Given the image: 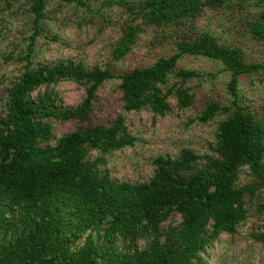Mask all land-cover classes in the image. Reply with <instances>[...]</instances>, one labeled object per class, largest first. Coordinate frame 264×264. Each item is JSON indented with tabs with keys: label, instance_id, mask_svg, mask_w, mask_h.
<instances>
[{
	"label": "trees",
	"instance_id": "trees-1",
	"mask_svg": "<svg viewBox=\"0 0 264 264\" xmlns=\"http://www.w3.org/2000/svg\"><path fill=\"white\" fill-rule=\"evenodd\" d=\"M50 0H0V35L21 19L24 30L6 61L20 64L0 96V264H206L220 236H236L249 214L264 212V108L252 109L241 94L243 77L264 75V62L247 59L197 22L206 12L233 10L231 0H117L122 10L112 62L104 69L82 61L45 62L39 38L59 41ZM82 0H58L70 6ZM245 8V0L236 3ZM107 21L106 19H104ZM244 33L264 46V7L248 10ZM171 45L150 65L119 71L143 34ZM5 39V38H4ZM151 40V43H152ZM186 57H202L228 75L226 103L208 101L198 110L189 83L202 77L180 68ZM117 80L123 113L99 120L97 93ZM71 82L85 96L64 108L54 86ZM195 110L201 123L214 121L210 152L183 148L177 157L157 156L147 182L115 181L109 159L132 148L126 115L146 111L164 117ZM73 124L61 137L56 126ZM178 214L177 227H162ZM264 249V225L251 234ZM140 244H143L140 246Z\"/></svg>",
	"mask_w": 264,
	"mask_h": 264
},
{
	"label": "rangeland",
	"instance_id": "rangeland-1",
	"mask_svg": "<svg viewBox=\"0 0 264 264\" xmlns=\"http://www.w3.org/2000/svg\"><path fill=\"white\" fill-rule=\"evenodd\" d=\"M88 4L89 10L76 2L70 6L62 3V9L57 7L58 0H50L47 7L50 24L57 26L62 22L66 25L55 28L59 41H47L39 38L36 49L39 57L45 62L61 60L82 61L89 68L104 69L112 62L111 44L118 36L122 10L117 0H82ZM233 9L230 14L206 12L197 22L199 29H208L218 39L227 44L239 45L247 59L264 62V46L256 44L240 25L248 10L264 7V0H245V8H238L236 3L241 0H231ZM106 19L107 21H105ZM21 19L14 21L10 32L4 38L0 35V82H7L17 74L20 64L4 59V55L14 52L16 43L21 40L24 30ZM152 34L141 36L131 55L117 63L119 71H125L136 66L150 65L161 55L169 53L171 45L163 40H152ZM15 53V52H14ZM180 68L197 71L202 75L193 80L189 86L197 99L198 110L208 101L226 103L229 95L226 92L228 75L222 66L202 57H186L179 63ZM118 81L106 82L97 93L98 119L112 121L123 113L121 94ZM0 86V96H1ZM60 94L64 108H76L85 96L83 86L71 82H61L54 86ZM241 94L250 102L253 111L261 114L264 108V75L261 77H243L241 79ZM173 111L164 117L152 116L146 111L132 112L126 115V124L138 142L132 148L124 149L109 159L108 169L111 177L118 182H147L153 177L152 160L157 156H170L175 159L183 148L192 149L203 156L210 152L209 144L214 141L216 123L210 121L201 123L197 120L195 110L179 111L175 108L176 101L170 99ZM1 106V104H0ZM73 124L56 126L57 137L70 133ZM181 223L180 216L173 214L162 227H177ZM264 212H251L243 222L236 236L223 234L214 248L207 251L204 258L206 264H264V249L251 239V234L262 229ZM143 244H140L142 246Z\"/></svg>",
	"mask_w": 264,
	"mask_h": 264
}]
</instances>
